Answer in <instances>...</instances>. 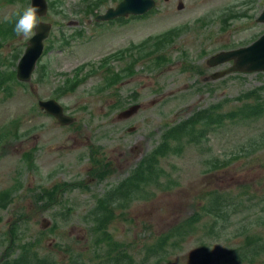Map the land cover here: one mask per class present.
I'll list each match as a JSON object with an SVG mask.
<instances>
[{"label":"rangeland","instance_id":"1","mask_svg":"<svg viewBox=\"0 0 264 264\" xmlns=\"http://www.w3.org/2000/svg\"><path fill=\"white\" fill-rule=\"evenodd\" d=\"M51 1L54 9L43 21L53 25V32L34 90L12 84L10 99L0 90V258L8 259L7 252L18 257L24 249V256L38 253L61 264L76 257L84 263L102 261L117 242L138 264H157L158 258H163L160 264H264V73L214 78L234 63L211 66L199 59L203 51L213 55L246 47L264 34V23L257 22L264 5L259 8V0H156L157 9L147 18L96 27L84 0ZM120 1L103 0L101 12ZM30 5V0H0V26H10ZM15 39L0 50L1 78L15 73L22 57L14 61L12 48L26 47L28 39ZM187 54L189 61L197 56L198 64L187 61ZM190 67L203 73L181 72ZM204 78L211 82L208 92L202 91ZM53 98L75 118L73 124L60 125L39 110V100ZM119 102L126 110L114 108ZM212 104H221L222 126L200 142H192L184 129L167 156H157L149 174L134 184L138 189L118 187L159 145L166 126ZM132 105L139 109L121 118ZM207 122L197 124L196 131ZM103 171L108 175L101 181L97 177ZM62 183L85 188L66 189L54 203L40 199ZM242 190L249 196L240 199ZM111 192L125 197L101 215L96 208L102 202L96 201ZM205 203L213 204L211 212L201 213L191 234L181 232ZM211 215L220 220L216 228ZM15 226L17 249L10 247ZM103 230L114 242L104 232L93 238ZM171 231L179 234L157 251L158 238ZM247 236L258 249L240 263L227 253L245 247Z\"/></svg>","mask_w":264,"mask_h":264},{"label":"trees","instance_id":"2","mask_svg":"<svg viewBox=\"0 0 264 264\" xmlns=\"http://www.w3.org/2000/svg\"><path fill=\"white\" fill-rule=\"evenodd\" d=\"M15 21H13V23L11 22L10 26H0V50L2 51V49L4 48L5 44L7 43H10V42H14L16 41V34L14 32V25H15ZM7 32V34H6ZM15 47L12 48V52L13 54H11L10 56L12 57V59L14 61H16L19 56L21 55L22 53V49H14ZM14 49V50H13ZM2 59V55L0 54V60ZM17 85V86H20L22 87L23 89L25 90H30L29 86L27 84H24V83H20L17 81L16 79V76H15V73L12 72V73H8L6 76L2 77L1 78V75H0V90L1 88L4 89V92H7V99H10L11 96H12V92H15V88H14V85ZM221 106H212L211 107V110L212 112L210 113L211 115H214L215 116V113L217 112V110L220 108ZM215 111V112H213ZM205 121H208L206 124H205V128L203 130H200L199 132L196 131V125H197V121L194 122L190 127L187 128V131L190 132L189 136L191 138V141L192 142H195L196 140L195 139H199L200 140L198 142H200L202 139L206 138L205 136L210 133H213V130H214V127L215 126H222L223 123L226 121V116H215L214 117H210L208 115V112H207V115L205 116ZM183 133L181 131H173V132H169L167 134L164 135V137H169V138H172V140H174L175 138L176 139H179V137L182 135ZM167 139V138H166ZM166 145H169V141H166ZM160 150H158L157 152L159 153L160 155ZM157 153V154H158ZM168 154V151H166L163 155L164 156H167ZM150 162V165L148 168H152L155 166L156 164V158L153 156V157H149V158H145L141 163H140V166L139 168L136 170V172L128 179V182H135L137 184H140L142 181H143V177L147 174L145 172H142V167L144 165H146L147 162ZM146 169V168H145ZM146 171H148L146 169ZM149 174V173H148ZM103 177V175H101ZM135 189H138V186L137 185H134ZM58 187L57 189L54 191V192H57L58 191ZM49 196H52V194H48ZM54 196V195H53ZM211 202V201H210ZM213 208V204H209V203H205L203 206H200L199 209L195 212V214L189 219L188 222H191L190 223V226H184L181 230L184 231L186 229H189L190 231V234L192 233L193 231V227L195 226L194 224L198 221H202V212L205 213L206 215H208V213L211 212V209ZM100 211H102V213H100L101 215H107L109 212L111 211H108V207L105 205V204H102L99 206ZM98 215V214H96ZM212 216V220L211 221H214V225H219V218L218 216H214V215H211ZM194 221V223H193ZM97 232H104V235L103 237H107L108 240L110 242H114L113 241V237L112 235L108 234V233H105V230L103 231H97ZM178 233V231L176 232H169L168 234H165L163 236H161V240L156 244V249L157 251L160 249V248H164L165 245H167V243L173 238L175 237ZM100 237V236H99ZM101 238V237H100ZM252 236H247L246 240H245V247L243 246L241 249H238V248H235V249H232V251L228 252L227 254L231 257H233V255H237L235 256V258H232L233 260H237L238 262L240 263H244L245 260H246V263L248 262V249H249V245H255L256 244V240L254 239H251ZM117 244L118 246H122L121 244L119 243H115ZM36 245V243H33V244H30L28 247L30 248L29 251H33V248ZM172 246L173 247H176V246H179L178 243L176 242H173L172 243ZM151 249V248H150ZM256 249H258V247H254V251H256ZM24 253L25 250L23 251ZM153 252L152 255H156L157 253L155 252V248L151 251ZM246 253V254H245ZM245 255V256H244ZM24 256V255H23ZM21 257V254L17 257V258H8V259H4V262H2L1 264H61L59 263L58 261H55L53 260V262L51 260H49L48 258H44L43 256H40L38 253H33L31 254V256L29 255H25L24 257ZM108 256L110 257V260H108L107 263H112V264H138L136 259L133 258L131 256V254H129L127 252V250H119V249H112V251H110L108 253ZM241 256V258H240ZM157 257V256H156ZM89 261L90 263L92 264H95L92 260H87L85 263L83 264H89ZM161 261H163V258H158L156 260V263L157 264H160ZM66 264H69V263H66ZM72 264V263H71Z\"/></svg>","mask_w":264,"mask_h":264},{"label":"water","instance_id":"3","mask_svg":"<svg viewBox=\"0 0 264 264\" xmlns=\"http://www.w3.org/2000/svg\"><path fill=\"white\" fill-rule=\"evenodd\" d=\"M34 6L38 7V15L41 17L47 13L45 0H32ZM155 6L154 0H124L117 10H109L99 20H109L117 16H124L129 13L136 15L144 14ZM259 22L264 23V12L259 17ZM52 26L41 23L37 27V34L29 41L28 47L23 58L18 65V79L23 82H30L32 74L36 68L37 61L40 59L44 50V40L48 38ZM234 61V66L230 69L214 75V78L225 76L232 72L258 73L264 72V35L248 47L221 53L209 61L211 66L224 64ZM39 106L48 114L56 117L61 125L73 123V118L67 116L64 107L56 100L40 101ZM139 108L134 106L120 114L121 118L132 116Z\"/></svg>","mask_w":264,"mask_h":264},{"label":"clouds","instance_id":"4","mask_svg":"<svg viewBox=\"0 0 264 264\" xmlns=\"http://www.w3.org/2000/svg\"><path fill=\"white\" fill-rule=\"evenodd\" d=\"M16 22L14 25V32L17 37L31 39L37 34V27L40 25L41 19L38 15V7L30 5L22 10V12H17ZM6 21L11 18L5 16Z\"/></svg>","mask_w":264,"mask_h":264},{"label":"flooded vegetation","instance_id":"5","mask_svg":"<svg viewBox=\"0 0 264 264\" xmlns=\"http://www.w3.org/2000/svg\"><path fill=\"white\" fill-rule=\"evenodd\" d=\"M264 5V0H259L258 2V7L260 8V6ZM249 11H250V8H249ZM203 53V52H202ZM205 59H203L204 61ZM205 62H207V60H205ZM207 81V80H206Z\"/></svg>","mask_w":264,"mask_h":264}]
</instances>
